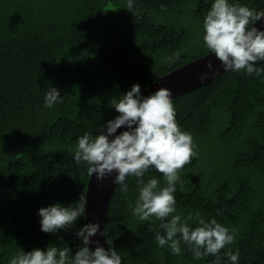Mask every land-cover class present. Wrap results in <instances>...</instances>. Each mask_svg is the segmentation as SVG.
<instances>
[{"label": "trees", "instance_id": "16d2710c", "mask_svg": "<svg viewBox=\"0 0 264 264\" xmlns=\"http://www.w3.org/2000/svg\"><path fill=\"white\" fill-rule=\"evenodd\" d=\"M236 2L264 9V0ZM211 3L136 0L127 10L125 0H0V264L20 249L66 245L74 254L82 246L75 233L85 215L44 233L38 209L85 199L87 165L73 161L72 149L84 132L96 134L118 115L113 99L210 53L202 21ZM173 51L181 55L169 64L164 58ZM257 66L264 69V61ZM49 85L62 95L51 109L43 106ZM172 103L197 152L179 170L174 214L191 227L214 217L235 229L219 264H231L229 251L238 252L237 264H264V73L223 72ZM152 177L165 186L150 167L142 179ZM126 181L127 193L113 189L104 221L122 264H216L211 254L195 259L183 242L178 255L159 247L161 221L132 214L136 178Z\"/></svg>", "mask_w": 264, "mask_h": 264}, {"label": "clouds", "instance_id": "9594fccd", "mask_svg": "<svg viewBox=\"0 0 264 264\" xmlns=\"http://www.w3.org/2000/svg\"><path fill=\"white\" fill-rule=\"evenodd\" d=\"M136 0H125L124 7L133 10ZM260 21L264 25V12L257 11L236 0H212L210 9L202 21L204 46L219 61L224 72L243 70L248 76H261L264 69L257 62L264 61V27L257 28L250 22ZM181 53L173 51L164 59L174 63ZM208 72L201 73V79L215 74L213 60L205 62ZM62 102L60 91L52 85L43 96V106L51 109ZM112 108L118 113L98 128L96 134L84 132L77 138L72 149L73 161L87 165V174L97 181L112 178L119 185L121 193L129 190L126 177H135L138 195L129 203L131 212L140 221L151 217L161 221L164 235L155 232L154 239L159 247L165 245L172 254H180V243L190 246L195 259L202 255H213L219 264V251L234 240L235 229L225 227L214 217L207 220L198 218L195 227L183 222L176 213L174 192L180 179L179 170L195 158L197 152L192 134L184 131L175 119V108L171 91L158 88L149 95H142L140 85L134 83L119 100H112ZM123 128L117 134V129ZM162 174L165 186L158 187V179L142 177L149 168ZM85 199L70 205L54 202L38 209L40 231L55 234L70 227L78 217L85 215ZM170 219H167L168 217ZM98 222L84 224L76 231L82 246L72 254L69 247L49 244L46 248L35 247L25 252L20 249L9 258L8 264H122L121 256L109 245L107 250L96 246L89 250L90 237H107L105 228L99 230ZM99 230V231H98ZM231 264H237L238 252H226Z\"/></svg>", "mask_w": 264, "mask_h": 264}, {"label": "water", "instance_id": "95a60500", "mask_svg": "<svg viewBox=\"0 0 264 264\" xmlns=\"http://www.w3.org/2000/svg\"><path fill=\"white\" fill-rule=\"evenodd\" d=\"M262 12H264V9L262 10ZM252 25L257 28L264 27V25H262L260 21H254ZM209 59L213 60V67L216 69L215 74L209 73L207 78L201 79V73L209 71L204 66L205 62ZM223 72L224 71L222 70V68H220L219 61L215 60L212 53H208L159 77L152 84L143 89L141 91V94L146 96L153 93L156 89L163 87L171 91L172 98L178 94L187 92L203 84L209 83L211 80H213ZM121 130H125L123 126L117 129V134ZM111 181V177L102 181H97L94 176H89L87 183L85 193V224L89 222H98L100 225L99 230L104 229L107 204L112 195L113 189L116 186ZM89 239L90 251L93 250L96 246L94 243H92L94 241L99 242V245L107 250L108 245L107 243H105V237L97 234L90 237Z\"/></svg>", "mask_w": 264, "mask_h": 264}]
</instances>
